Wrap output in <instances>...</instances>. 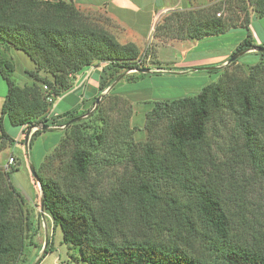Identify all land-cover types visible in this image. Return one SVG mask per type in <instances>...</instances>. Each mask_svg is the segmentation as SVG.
Instances as JSON below:
<instances>
[{"label": "trees", "instance_id": "16d2710c", "mask_svg": "<svg viewBox=\"0 0 264 264\" xmlns=\"http://www.w3.org/2000/svg\"><path fill=\"white\" fill-rule=\"evenodd\" d=\"M245 1L255 9L239 24L231 7ZM224 3L228 15L201 17L189 38L239 26L246 37L228 58L263 46L252 41L249 24L264 15V0ZM84 11L71 0H0V76L6 84L0 149L11 141L2 129L3 116L23 133L40 121L65 126L57 145L35 169L43 211L53 230L60 228L62 242L82 264H264V200L250 199L253 186L264 183V87L256 67L242 75L229 69L231 61L208 70L220 71V77L196 94L143 101L151 103L143 125L126 134L120 126H110L100 102L88 118L97 116L101 124L85 132L83 120L67 123L91 105L49 118L53 101L72 86L82 67L103 62L94 101L115 79H104L103 73L139 68L140 53L135 43H121L108 30L90 24ZM9 49L22 51L34 63V70H27L30 84L12 79L15 64L4 55ZM257 54L264 63V52ZM116 86L101 101L127 99L115 93ZM47 94L52 101L45 100ZM227 111L236 135L221 157L209 128ZM42 131L31 133L28 146ZM102 148L108 153L103 162L110 168L123 164L106 184L94 161L96 149ZM15 169L0 167V264H24L27 248L33 245L32 217L10 179ZM50 252L52 246L44 247L34 264Z\"/></svg>", "mask_w": 264, "mask_h": 264}, {"label": "rangeland", "instance_id": "374dc122", "mask_svg": "<svg viewBox=\"0 0 264 264\" xmlns=\"http://www.w3.org/2000/svg\"><path fill=\"white\" fill-rule=\"evenodd\" d=\"M231 8L232 16L239 24L243 21L246 14L251 16L255 9L253 4L247 1L241 2ZM165 10L160 12L157 22L153 25L149 34L143 39L134 37L133 33L124 30L123 26L117 25L109 20L106 21L101 16L103 13L99 12L101 9L94 12H83L90 21V24L99 25L108 30L121 43H135L140 53L139 68H149L151 71L161 73L158 75H144L137 71H116L113 69L103 73L105 76L104 79H107L108 76L115 78L108 87L118 78L111 89L118 84L115 88V93L127 98L104 99L101 101L111 90L105 92L106 87L100 93L104 94L98 102V104L101 102L103 111H106V118L109 120L110 126L112 128L120 126L123 134H126L133 126L141 127L143 125L145 105L142 104L143 107L139 105L135 108V104L144 103L143 101L146 100L153 101L156 99H171L184 95H193L206 84L216 82L220 77V71L195 70L194 67L221 66L219 68H223L228 56L235 49V46L246 37L245 29L238 26L221 34L209 35L200 39L187 41L189 36H192L193 26L197 21L202 19L201 17L212 14L221 15L222 17L228 15L224 0H193L187 7ZM252 22L255 33L258 34L261 31V35L264 36V15L259 18H254ZM156 25L157 27H155ZM2 47L0 45V50H2ZM257 52L256 48H250L248 51H245L231 62L229 69L246 75L250 68L255 66V75L260 80L259 84H262L264 87V63L261 62V57ZM221 53L228 54L223 61L211 63L197 61L199 58ZM7 56L15 64V69L11 73L12 79L19 85L31 83L32 79L28 76L27 70H33L34 64L29 57L22 51L14 49ZM183 63L186 64L184 65ZM93 65L99 66L102 69L105 63L97 62ZM87 70L88 68L86 66L82 67L79 74L82 75ZM40 74L51 78V75L46 71H41ZM94 94L87 87H82L77 91L70 90L64 100L56 102V109L55 105L51 106V113L55 114L63 110L66 111L78 103H80V109H74V111H81L84 107L90 105L93 108L94 104L92 102L95 103V100L88 99L94 96ZM129 96H138L140 99H131ZM92 108L81 115L82 118L80 120H83L82 125L85 132L89 131L92 125L101 124L97 116L88 118L92 112ZM127 119L128 127H125L124 121ZM4 125L8 136L11 137V141L5 143V146L0 149V167L5 169L4 166L8 158L10 156L13 158L12 165L14 167L16 166V169L11 174L10 179L23 195L26 207L34 223L30 237L33 245L28 246L23 263L25 264L28 261H31L30 263L34 262L41 255L44 247L49 248L52 246V252L48 253L38 264H82L81 260L75 259L77 256L74 255L76 254L74 250H69L66 244L62 242L60 228L57 227L53 230L49 216L44 211H41L40 189L29 171L30 164L37 169L45 157L52 152L62 137L63 133L61 128H48L43 130L28 146V144L25 145L24 143L25 133L22 135L19 126L11 125L7 118L4 119ZM41 125V121L38 122L36 129H41ZM163 132V126H159L158 133L161 134ZM209 133L217 154L221 157L224 156L228 152V147L235 139L234 135H236L232 114L228 111L221 113L210 125ZM107 154L106 148H102L96 149L94 156L95 164L104 173L102 177L103 184L111 181L114 178L113 173H119L120 169L123 168L122 163H116L113 168H110L111 165L105 164L103 159ZM53 167H55V163ZM47 174H51V170ZM262 196L264 200V183L253 186L250 199L259 201Z\"/></svg>", "mask_w": 264, "mask_h": 264}, {"label": "crops", "instance_id": "0c3cea01", "mask_svg": "<svg viewBox=\"0 0 264 264\" xmlns=\"http://www.w3.org/2000/svg\"><path fill=\"white\" fill-rule=\"evenodd\" d=\"M71 1L74 3L76 7L85 11L94 12V11H99V9H101V11L99 12L103 13L101 14V16L105 18L106 21L109 20L111 22L116 23L117 25L123 26L124 30L132 32L134 37L143 39L149 34L153 25H155V23L157 22V19L161 11L165 9L167 10L181 9L187 7L190 5V3L193 0H71ZM252 21L249 24V29L252 34V41L255 44L264 45V36L261 35L262 33L261 31L258 32V34L255 33L254 31L255 29L252 26L253 23ZM259 30H261V28H259ZM190 40H196V39L189 38L187 41ZM11 50L13 49H9L7 53H5L4 55L7 56ZM227 55L228 54L226 53L215 54V55L199 58L197 59V61L198 62L203 61L205 63L219 62V61H223ZM183 64L185 65L186 63ZM87 68L88 70L82 75L79 74L80 71L77 72L72 79V86L53 101L52 105H55V109L57 108L56 102L64 100V98H66V96L69 94L70 90L77 91L82 87L83 88L87 87L88 90L93 91L96 94L98 87V78L101 75V68L99 66H94V65ZM5 93H6V84L0 76V109ZM129 97L131 99H140V97L138 96L137 97L129 96ZM91 98H89L88 100H90ZM79 104L80 103L74 105L73 108L68 110L80 109ZM142 104L144 103L135 104V108H137L139 105L141 106ZM144 105H145L144 110L151 107V103H147ZM51 111H52V107L48 112L49 116L64 112L63 110L62 112H56L55 114H53L51 113ZM5 118H6L5 116L2 117L1 124L3 131L8 135V132L5 130V125H4ZM51 128L56 129L57 127H50L49 129ZM21 133L23 135L22 130Z\"/></svg>", "mask_w": 264, "mask_h": 264}, {"label": "water", "instance_id": "95a60500", "mask_svg": "<svg viewBox=\"0 0 264 264\" xmlns=\"http://www.w3.org/2000/svg\"><path fill=\"white\" fill-rule=\"evenodd\" d=\"M248 50L249 49L242 50V51H238V52L233 53L228 58V60L225 62L224 65H226V64L230 63L231 61L235 60L239 55H241L242 53H244L245 51H248ZM256 51H258V52H264V46L257 47L256 48ZM219 67H221V66H198V67H194V69L195 70H210V69H215V68H219ZM129 71H137V72H141V73H150V72H153L149 68H130ZM117 79H116V81H117ZM116 81H114V83H112L109 87H107L106 90H105V92L109 91L111 89V87L115 84ZM103 94L104 93L98 95L95 98V103H94V106H93L92 110L97 106V104H98L100 98L103 96ZM81 118H82V116H79L77 118H73V119L69 120L67 124H69L72 121L80 120ZM64 127L65 126H61L60 128H64ZM36 128H37L36 124H32L26 130L25 135H24V143H25V145L28 144L29 136L33 132V130H35ZM48 128H50V126L48 124H46V123H44V125L41 126V129L42 130H46ZM57 128H59V127H57ZM29 171H30L32 177L34 178V180L36 181V183L38 184L39 189H40L39 178H38V175L36 173V170H35V168H34V166L32 164L29 165ZM40 209H41V211H43V201H42V199H40ZM34 263H35V261L32 262V263H29V264H34Z\"/></svg>", "mask_w": 264, "mask_h": 264}, {"label": "built area", "instance_id": "2783aa9c", "mask_svg": "<svg viewBox=\"0 0 264 264\" xmlns=\"http://www.w3.org/2000/svg\"><path fill=\"white\" fill-rule=\"evenodd\" d=\"M43 89L46 90V89H48V88H47L46 85H43ZM45 100H46V101H52V95L47 94L46 97H45ZM12 163H13V158H12V157H9L8 160H7L6 163H5L4 168H5V169H9V168H10V165H12Z\"/></svg>", "mask_w": 264, "mask_h": 264}]
</instances>
